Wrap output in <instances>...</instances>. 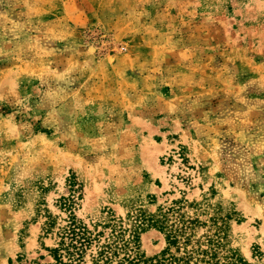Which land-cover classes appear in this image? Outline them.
I'll return each mask as SVG.
<instances>
[{
  "label": "rangeland",
  "instance_id": "rangeland-1",
  "mask_svg": "<svg viewBox=\"0 0 264 264\" xmlns=\"http://www.w3.org/2000/svg\"><path fill=\"white\" fill-rule=\"evenodd\" d=\"M169 207L264 264V0H0V264L72 214L154 256Z\"/></svg>",
  "mask_w": 264,
  "mask_h": 264
},
{
  "label": "trees",
  "instance_id": "trees-1",
  "mask_svg": "<svg viewBox=\"0 0 264 264\" xmlns=\"http://www.w3.org/2000/svg\"><path fill=\"white\" fill-rule=\"evenodd\" d=\"M174 211L175 207L160 209L159 213L142 219L137 225L140 226L146 221L149 226L156 227L165 234L166 246L161 252L146 257L140 253L138 235L134 234L131 240H125L120 246L113 245L110 241L101 244L97 254L93 256V264H112L114 256L118 253L117 247L125 250V256L118 264H123V261H128V264H250L236 251L222 253L223 242L219 234L208 235L203 241H193L191 228L196 222L195 219L180 218L171 221L170 213ZM58 234L59 245L50 249L57 263L87 264L85 254L96 236H93L86 224L72 214ZM64 257L67 258L66 261Z\"/></svg>",
  "mask_w": 264,
  "mask_h": 264
}]
</instances>
